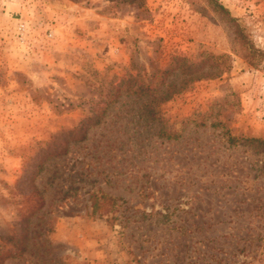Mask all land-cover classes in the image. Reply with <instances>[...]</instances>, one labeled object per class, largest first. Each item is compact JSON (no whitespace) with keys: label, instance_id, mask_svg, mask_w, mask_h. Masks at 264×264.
Instances as JSON below:
<instances>
[{"label":"rangeland","instance_id":"374dc122","mask_svg":"<svg viewBox=\"0 0 264 264\" xmlns=\"http://www.w3.org/2000/svg\"><path fill=\"white\" fill-rule=\"evenodd\" d=\"M0 264H264V0H0Z\"/></svg>","mask_w":264,"mask_h":264},{"label":"trees","instance_id":"16d2710c","mask_svg":"<svg viewBox=\"0 0 264 264\" xmlns=\"http://www.w3.org/2000/svg\"><path fill=\"white\" fill-rule=\"evenodd\" d=\"M220 8L224 9L222 6H219ZM219 57H215V60ZM176 63L175 65L173 64L174 69H178L181 74L184 75L186 80H197L199 79L198 73L201 71L200 68H198L200 63L197 62H191L187 60L185 57H176L175 58ZM212 67L216 68V73H219L222 71L220 68L219 64H214ZM124 85V84H123ZM126 86H130L127 84ZM121 86H114L112 88H108L107 93L101 96L100 100L96 104L95 108L93 109V113L89 116L83 117L77 128L75 129L76 131L73 132L71 130L68 134H65L63 136H60V138L64 139V142L67 144L68 141L70 140H75V141H80L85 138V132L88 130V128L91 125L98 124L101 120L102 114L105 112V110L117 100V97L119 95V90ZM131 90L132 93H138V94H143L148 91H152L153 93L156 91L155 89H150V87L146 88H140V86H136ZM128 91V90H127ZM114 93V94H113ZM72 136V138L70 137ZM234 138H231L230 140H233ZM252 140V138H251ZM255 140V139H253ZM56 149V148H55ZM57 151L47 154L46 156L42 157V159H46L49 156H58L60 154H64L66 152V148L63 147H57ZM42 170L41 164H38V170L36 174H38ZM35 172H30L29 170H25V177L28 178L29 175L34 174ZM30 183H32L31 190L27 194H24L26 206H25V213L22 215L20 219V224H19V237L16 243L17 246H15L16 252H12V250L7 249L3 252L2 258L6 257H14L15 255L23 252L26 248L25 246V241L27 240L28 237V229H29V222L43 206H44V198L43 196L39 193L38 188L33 184L34 180H30Z\"/></svg>","mask_w":264,"mask_h":264}]
</instances>
